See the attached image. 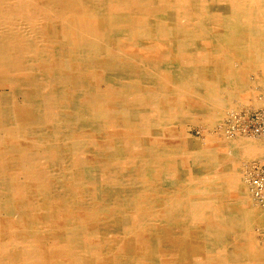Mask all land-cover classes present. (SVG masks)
Segmentation results:
<instances>
[{
  "label": "bare ground",
  "instance_id": "6f19581e",
  "mask_svg": "<svg viewBox=\"0 0 264 264\" xmlns=\"http://www.w3.org/2000/svg\"><path fill=\"white\" fill-rule=\"evenodd\" d=\"M262 94L264 0H0V264H264Z\"/></svg>",
  "mask_w": 264,
  "mask_h": 264
},
{
  "label": "rangeland",
  "instance_id": "374dc122",
  "mask_svg": "<svg viewBox=\"0 0 264 264\" xmlns=\"http://www.w3.org/2000/svg\"><path fill=\"white\" fill-rule=\"evenodd\" d=\"M250 77H251L250 85L254 86L253 80H255V77H254V75H252ZM102 87H105V85L102 84ZM262 99L264 100V94H262L260 102L254 108H252V107L251 108L242 107V108H237V111H236V108L232 109V111H234L235 113L238 112V114H235L233 112L235 114L234 115V123H231L230 120H229V115H230V112H232V111L231 110H229V111L224 110V115H225L224 119L225 120L222 121L221 123H219V125L217 124L215 126H208L204 122L198 120L195 123H188L186 125V127H185L186 134L189 135V137H190V139L192 141L199 142V143H204L207 140V138L209 136H211V135L212 136H215V135L222 136V134H223L221 132V130H223L222 127H224L225 131H226L227 127H228L227 126L228 124H230V126H233V124H234L233 128H235V129L237 128V126L240 127V128L243 126L242 127V130L244 129L243 132H247L248 134H255L254 130H253L254 129V126H253V124H254L253 114L258 110L257 107L261 104ZM235 116H237V117L240 116V118L239 117L237 118ZM241 116H243V117H241ZM219 126H222V127H219ZM246 165H247V162H243L241 164V166L244 167V168H242V169H245ZM254 231L256 232V234H255L256 238L255 239L259 242V244H263L264 243V230L255 226Z\"/></svg>",
  "mask_w": 264,
  "mask_h": 264
},
{
  "label": "built area",
  "instance_id": "2783aa9c",
  "mask_svg": "<svg viewBox=\"0 0 264 264\" xmlns=\"http://www.w3.org/2000/svg\"><path fill=\"white\" fill-rule=\"evenodd\" d=\"M254 132L264 131V105L253 114ZM262 178H264V165L258 170L256 174H253L252 180L255 183L262 184Z\"/></svg>",
  "mask_w": 264,
  "mask_h": 264
}]
</instances>
